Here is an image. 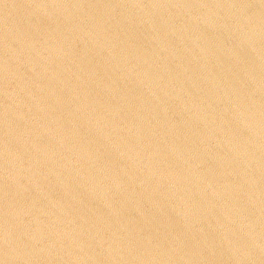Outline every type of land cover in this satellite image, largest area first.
<instances>
[{"label": "water", "instance_id": "1", "mask_svg": "<svg viewBox=\"0 0 264 264\" xmlns=\"http://www.w3.org/2000/svg\"><path fill=\"white\" fill-rule=\"evenodd\" d=\"M0 264H264V0H0Z\"/></svg>", "mask_w": 264, "mask_h": 264}]
</instances>
